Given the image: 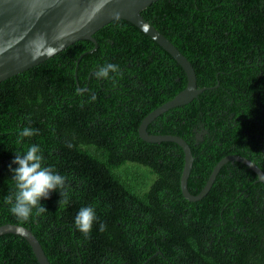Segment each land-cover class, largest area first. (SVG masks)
<instances>
[{"label": "trees", "instance_id": "1", "mask_svg": "<svg viewBox=\"0 0 264 264\" xmlns=\"http://www.w3.org/2000/svg\"><path fill=\"white\" fill-rule=\"evenodd\" d=\"M141 13L191 60L198 86L209 87L148 126L188 141L195 157L188 186L197 194L226 155L264 153V0H158ZM93 36L92 52L95 43L82 39L0 82V225L31 228L52 264H184L186 244L200 243L205 264H264V185L254 171L229 161L208 194L190 201L180 187L182 147L139 135L143 118L186 87L184 68L124 19ZM106 63L119 71L97 78ZM25 127L38 134L18 142ZM201 129L208 132L196 143ZM32 144L67 177L69 198L59 207L53 191L41 200L48 211L25 222L4 198L15 190V153ZM85 206L98 218L88 236L74 224ZM237 209L248 220L242 226ZM0 264L40 262L25 237L6 233Z\"/></svg>", "mask_w": 264, "mask_h": 264}, {"label": "water", "instance_id": "2", "mask_svg": "<svg viewBox=\"0 0 264 264\" xmlns=\"http://www.w3.org/2000/svg\"><path fill=\"white\" fill-rule=\"evenodd\" d=\"M158 0H0V82L53 57L71 44L88 39L95 43V32L108 23L124 19L135 24L168 51L184 68L187 85L176 96L158 106L143 118L140 137L147 142L173 141L184 151L185 163L181 189L190 201H198L210 191L221 167L229 161H242L264 182V171L253 160L241 155H227L215 166L202 190L194 194L188 178L195 157L186 139L174 134L148 131L149 124L162 113L193 101L209 87H199L191 60L160 30L145 19L142 10ZM15 233L31 244L40 264H52L31 228L13 223L0 225V235Z\"/></svg>", "mask_w": 264, "mask_h": 264}, {"label": "clouds", "instance_id": "3", "mask_svg": "<svg viewBox=\"0 0 264 264\" xmlns=\"http://www.w3.org/2000/svg\"><path fill=\"white\" fill-rule=\"evenodd\" d=\"M119 65L106 63L98 68L95 76L97 78L108 79L110 74L117 73ZM95 99V96L92 97ZM38 129L34 130L25 127L19 132L22 138L33 137L38 134ZM18 167L11 168L12 179L15 181V190L5 196V202L10 205V212L20 221H28L35 214L39 216L47 212V208L41 204L42 199L50 198L53 191H58L61 199L59 207L68 203L69 191L67 177L59 174L53 167L46 166L44 156L39 145L32 144L23 154L15 153L12 161ZM35 210V212H34ZM96 210L93 206L82 207L74 220L75 227L88 236L91 233L94 223L97 221ZM106 230V225L101 223L100 231Z\"/></svg>", "mask_w": 264, "mask_h": 264}, {"label": "flooded vegetation", "instance_id": "4", "mask_svg": "<svg viewBox=\"0 0 264 264\" xmlns=\"http://www.w3.org/2000/svg\"><path fill=\"white\" fill-rule=\"evenodd\" d=\"M264 70V68H263ZM208 131L205 130V129H201L197 134H196V143H198L199 141H202L205 137V134L207 133ZM247 141H251L247 138ZM264 149V148H263ZM229 155V154H228ZM231 155H235V154H231ZM238 155V154H236ZM262 155V158H252L251 155L247 154V156L245 155H241V156H244V157H247L248 159L250 160H253L259 167L262 168V170L264 171V153L261 154ZM227 156V155H226ZM243 163V162H242ZM245 165H247L246 163H244ZM248 166V165H247ZM249 167V166H248ZM250 168V167H249ZM252 171H254L252 168H250ZM254 178H255V182L256 183H260V184H263L264 185V182L261 181L259 179V175L254 171V174H253ZM181 187V185H180ZM189 187V186H188ZM182 190V189H181ZM184 195V194H183ZM242 196V195H241ZM185 197V196H184ZM186 198V197H185ZM260 199L263 201L264 203V193H260ZM189 200V199H188ZM264 205V204H263ZM234 221L237 223L238 226H242L245 222H247L248 220L245 219V216H242L240 214V211L237 209L235 210V218H234ZM156 231H158L156 229ZM201 244L200 243L198 246H195V247H192L191 245L189 244H186V247H189L191 248L190 250H192L189 254H186V255H181L182 257H188L189 258V261H186L184 262V264H205V262H203V260L205 261L206 259L205 258H201L200 255L202 252H199L197 250H200L201 249ZM134 245V243H133ZM209 245H214V242L213 240H211L209 242ZM180 246H183L182 244ZM216 255V253L214 254ZM202 259V260H201Z\"/></svg>", "mask_w": 264, "mask_h": 264}]
</instances>
